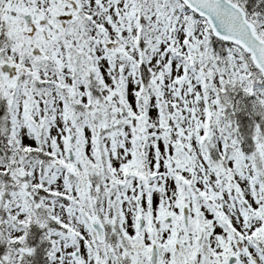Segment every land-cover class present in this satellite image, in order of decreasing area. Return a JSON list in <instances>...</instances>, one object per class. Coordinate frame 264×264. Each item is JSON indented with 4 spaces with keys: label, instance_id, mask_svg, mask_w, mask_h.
I'll return each instance as SVG.
<instances>
[{
    "label": "snow or ice",
    "instance_id": "6c2138e0",
    "mask_svg": "<svg viewBox=\"0 0 264 264\" xmlns=\"http://www.w3.org/2000/svg\"><path fill=\"white\" fill-rule=\"evenodd\" d=\"M0 264H264V0H0Z\"/></svg>",
    "mask_w": 264,
    "mask_h": 264
}]
</instances>
